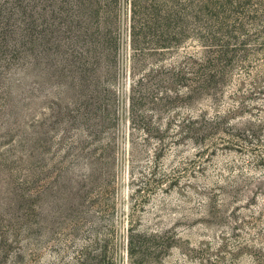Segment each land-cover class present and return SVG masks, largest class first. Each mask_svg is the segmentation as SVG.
Instances as JSON below:
<instances>
[{"label": "rangeland", "instance_id": "374dc122", "mask_svg": "<svg viewBox=\"0 0 264 264\" xmlns=\"http://www.w3.org/2000/svg\"><path fill=\"white\" fill-rule=\"evenodd\" d=\"M104 4L0 0V264H264V0Z\"/></svg>", "mask_w": 264, "mask_h": 264}, {"label": "trees", "instance_id": "16d2710c", "mask_svg": "<svg viewBox=\"0 0 264 264\" xmlns=\"http://www.w3.org/2000/svg\"><path fill=\"white\" fill-rule=\"evenodd\" d=\"M107 0H78V5H79V11H83L86 8L85 7H89L90 9L94 10V12L97 15H100V13L102 12H106L105 8L109 7L110 4L105 5L104 3ZM113 2V4L115 3L116 0H110ZM186 9L183 8L182 6H180L178 8L177 11H174L172 13H170L169 18L167 20V28L170 30L168 35L169 37L167 38L168 43H174V41H178L177 36H179V34L176 32V30L182 29L185 27L186 23H187V17L188 14L185 13ZM137 11H136V5H134L132 3V30L134 32V37L136 35L135 33V28H136V21H135V17H136ZM197 19V17H195ZM181 30V31H182ZM214 81V79L212 78H206L205 83L206 85L211 84Z\"/></svg>", "mask_w": 264, "mask_h": 264}]
</instances>
